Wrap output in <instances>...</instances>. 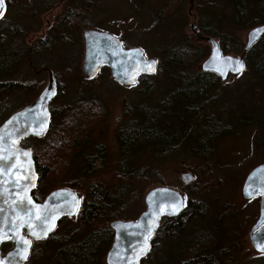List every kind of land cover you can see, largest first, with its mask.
<instances>
[{
  "label": "trees",
  "instance_id": "1",
  "mask_svg": "<svg viewBox=\"0 0 264 264\" xmlns=\"http://www.w3.org/2000/svg\"><path fill=\"white\" fill-rule=\"evenodd\" d=\"M45 1L48 9L59 6L61 10L43 46L39 44L35 49L47 55L48 47H56L59 38L61 46L75 38L72 35L75 29H66L78 28L81 32L92 28L87 8L80 7L76 1ZM169 1L181 4L174 5H179L174 11L166 9V15L175 13L179 17L181 14L175 11L179 9L181 12L189 3V0ZM219 1L221 8L216 0H207L203 11L202 2L196 0L195 12L200 15L198 35L185 34V31L168 35L165 31V35L155 42L158 71L153 76L144 75L140 79L139 83L144 88L138 92L139 103L125 106L124 123L116 134L118 156L111 162L107 163L100 157V169L92 170L95 159L84 153L90 135L103 119V107L98 102L93 105L77 104L78 107L67 110L62 119L56 116L52 131L49 130L44 137L30 138L21 143L34 152L40 184H44L52 174L61 178L71 173L67 177L70 182L59 187L84 193L81 208L74 219L78 229L62 238L56 237V231L47 240L34 241L31 260L35 258L38 264H105L104 259L114 240L110 225L117 221L134 220L142 209L145 186L174 187L162 178L166 171L163 164H167L170 152L187 146L188 150L208 160L209 147L216 140L226 134H234L240 126L246 125L241 123L246 120L245 115L238 114L235 106L234 84L221 87L222 83L215 74L196 70L208 57L206 43H199L197 39L206 36L217 40L225 55L246 59L245 74L264 80V37L244 55L245 46L230 35L228 26L233 24L235 30H241L264 25V0ZM230 11L231 15H228ZM160 17L163 18L162 15ZM183 20L186 22L185 17ZM0 36H3L0 39V95L22 91L32 93V88L19 82L2 81L21 67L23 54L31 50L29 40H26L28 33L19 23L13 22L8 23ZM97 106L102 111L89 127L88 121L95 118L94 109ZM79 107L73 116L70 111ZM12 114L7 106H2L0 126ZM176 120L181 128L169 135L166 131L171 128V121L177 124ZM63 121L64 129L60 132L58 126ZM192 172L195 181L188 194H207L210 175L202 169ZM99 174L107 175L111 182L94 180L93 177ZM201 180L205 182L200 183ZM176 187L183 193L189 189L180 182ZM191 216L192 213L185 209L169 228V218L163 217L151 239L152 250L141 264H218L211 256L214 251L209 234L201 233L195 225L189 226L188 234L184 233ZM48 244L59 247L45 253L41 246ZM40 258L46 260L41 262Z\"/></svg>",
  "mask_w": 264,
  "mask_h": 264
},
{
  "label": "rangeland",
  "instance_id": "2",
  "mask_svg": "<svg viewBox=\"0 0 264 264\" xmlns=\"http://www.w3.org/2000/svg\"><path fill=\"white\" fill-rule=\"evenodd\" d=\"M5 7L3 17L0 18V33L5 30L8 23H19V25L28 33L27 41H32L33 36L41 35L42 30L48 34L55 26V21L60 13L61 8L49 7L45 0H3ZM80 7H86L90 18V25L96 31L108 33L119 39H123L127 47L141 48L148 58H155L157 43L161 36L177 32L180 34L185 31V34H190L189 18L190 4L186 3L184 9L175 13L167 14L165 10L174 11L181 4L179 1L169 0H72ZM66 7V6H65ZM197 13V12H195ZM198 14V13H197ZM162 15L163 18L160 16ZM183 17V18H182ZM184 17L186 22H184ZM180 25V26H176ZM193 25V24H192ZM72 33L75 38H72L71 45L64 43L61 46L60 38L56 47H48L46 58L36 61L37 69L43 67H50L57 74L64 90L61 95L69 103L85 102L89 104L101 103L103 107V119L93 131L94 135L89 138L88 145H94V151L102 145H108L113 149L114 133L116 129L121 127L124 123L123 111L125 106H134L139 103L138 92L144 88L142 83L136 86H124L115 82L108 70L101 71L95 84L86 83L82 72V64L84 57V41L82 33L78 28H71L66 30H74ZM251 29L237 30L235 40L246 45L247 35ZM7 30L4 32L6 33ZM40 34V35H39ZM3 36H0V39ZM10 39L8 38L9 42ZM29 43V41H28ZM210 48H208V55ZM232 55V54H230ZM202 64V63H201ZM200 64V65H201ZM27 66V64H26ZM200 66H197L199 71ZM46 81L44 85L37 82L33 77L32 70L25 66L19 68L13 75L7 77V81L19 82L32 88V93L39 88H43L48 83V74H45ZM3 81V78H2ZM4 82V81H3ZM8 82V83H9ZM225 83V84H224ZM234 84L236 96L234 99L238 114L248 115V121L251 125L240 126L239 130L234 133V136L226 134L223 138L218 140L214 145L216 148V156L213 159V164L208 169H202L207 175H210V187L207 194H203L204 199L210 204L211 214L220 216L226 214L241 226L243 235L242 252L236 259V264H264V256H259L250 244L249 233L258 219L259 201H246L242 196V188L246 178L250 172L258 165L264 164V80L245 74L238 78H231L228 82H222L221 87H226L228 84ZM46 87V86H45ZM44 90V89H43ZM25 91L10 94L0 95V109L2 106H7L11 111L16 112L22 107L29 106L33 94ZM67 112V111H66ZM57 116V117H56ZM56 118H61V115H56ZM54 117V123H55ZM121 118V119H120ZM119 120V121H118ZM53 123V127H54ZM52 131V127L50 129ZM119 130V129H118ZM118 131H116L117 134ZM117 141V138H116ZM93 149L87 147L85 154L93 156ZM99 149L98 155H100ZM177 162H185L186 166H192V160L189 154H183L176 157ZM183 163V165L185 164ZM211 163V162H210ZM199 164V162H198ZM100 164L96 165L95 170H99ZM165 173L163 180L166 184H179L180 175L185 171L181 170L175 165L169 168L163 164ZM168 168V169H167ZM168 170V171H167ZM186 172V171H185ZM71 173L65 174L63 177L56 178L52 174L47 178L43 184L45 188H55L62 184L69 183L67 178ZM107 175L99 174L93 177L94 180L104 179L111 182ZM205 180H201L203 183ZM154 186H145L142 197V209L134 218L136 219L145 210V196L148 191ZM83 193V192H82ZM84 195V193H83ZM82 195V196H83ZM229 205V206H228ZM77 224L74 219L71 221H64L59 230L56 232V237L62 238L65 234H70L75 231ZM45 253L52 252L58 249V245L41 246ZM34 260V261H33ZM46 258H40L44 262ZM106 264V257L104 259ZM29 264H38L36 259H32Z\"/></svg>",
  "mask_w": 264,
  "mask_h": 264
},
{
  "label": "water",
  "instance_id": "3",
  "mask_svg": "<svg viewBox=\"0 0 264 264\" xmlns=\"http://www.w3.org/2000/svg\"><path fill=\"white\" fill-rule=\"evenodd\" d=\"M3 11L4 2L0 6V12ZM190 29L196 32L194 24ZM263 36L264 26L251 30L244 55ZM204 40L210 45L211 51L201 65L203 72L215 74L222 82H226L230 76L238 77L246 72L244 57L224 55L216 40ZM83 41V73L88 79L96 78L100 69L107 67L116 82L133 86L143 75L153 76L157 72L158 63L155 59H147L139 48L126 49L118 38L108 33L86 30ZM153 61L156 62L155 71H150L147 65ZM237 61L243 64L242 71L234 70L239 67ZM56 94L57 83L50 73L49 82L40 96L0 126V243L10 240L14 244V248L0 259V264H25L30 257L33 240L49 238L63 219L74 218L80 208V198L67 189L52 192L42 203L32 198L39 177L33 151L21 146L23 141L33 137L41 138L49 130L51 118L48 105ZM182 181L190 184L194 176L184 173ZM259 197L260 215L250 234V241L254 250L264 255V165L255 168L243 186L245 200ZM21 201L25 203L22 205ZM183 208V196L178 191L168 187L150 189L145 196V210L136 220L111 224L114 242L106 258L107 264H141L152 250L151 238L160 219L177 216Z\"/></svg>",
  "mask_w": 264,
  "mask_h": 264
},
{
  "label": "flooded vegetation",
  "instance_id": "4",
  "mask_svg": "<svg viewBox=\"0 0 264 264\" xmlns=\"http://www.w3.org/2000/svg\"><path fill=\"white\" fill-rule=\"evenodd\" d=\"M200 1L203 4L201 8L204 11L206 9L204 7L206 6V4H208V2H207V0H200ZM216 3H217V6H220V8L222 7V4L220 3L219 0H216ZM189 4H190L189 18L191 19V22H190L189 25L191 26L192 24H194L196 26V32L195 33L192 32V30L190 29V26H189V29H190L192 34L198 35L199 32H198L197 23L199 21V16L200 15L195 13L196 0H189ZM228 15H231V11H230V13ZM228 26H230V30H229L230 35L233 38H235V34H236L237 30H235V28L233 27V24L232 25H228ZM256 27H259V26H256ZM46 38H47V36L44 33V31L42 30L41 35L39 36V38L36 35V36H33V38H31L32 41L29 40V45L31 46V48H30L31 50L29 52H26L25 54H23L24 55L23 56V63H22L20 68H22V66H25L27 68V70L28 69L32 70L33 77H35V79L37 81L35 83L41 84L42 86L44 85V83L46 81L45 74H48V82H49V79H50V73L54 76V78L56 80V83H57L58 91H57V94L54 97V99L48 105V107L50 108L51 116H52V120H53L56 115H61V114L65 113L67 110H73V107H78L77 104H83L85 102H82V101L76 102L75 101L73 103H69L70 101H67L65 98H62V96H61V95L64 94L63 86H62L61 82L59 81V78H58L57 74L53 71V69H51L49 66L48 67H43L40 70L37 69L36 61L40 60V59H43V58H46V57H45V55H44V53L42 51H40L39 49H35V47L38 48L39 44L43 46L44 40ZM82 38H83V33H82ZM204 38H209V37L201 36V37H198L197 40L199 41V43H206L207 47L210 48V51H211L210 45L204 40ZM72 43H73V41L71 39H69V45H71ZM218 44H219V42H218ZM84 47H85V43H84ZM84 55H85V50H84ZM209 55H210V52H209ZM209 55H208V57H209ZM237 57H239V56H237ZM83 59H84V57H83ZM244 61L246 63V59L245 58H244ZM26 64H27V66H26ZM82 68H83V66H82ZM200 69L201 68H199V71H200ZM82 72H83V69H82ZM238 77H240V76H238ZM238 77L230 76L228 78V80H230L231 78H238ZM6 79H7V77H5L3 79V81L5 82ZM84 79H85V82L88 83V84L89 83L95 84V81H96L97 78L93 79V80H89L87 78H84ZM228 80L226 82H228ZM220 81H221V79H220ZM221 83H222V81H221ZM45 86H47V85H45ZM45 86L43 88L42 87L39 88V90L33 91V93H32L33 94V99L30 100L31 102L29 104H31L40 95V93L43 91ZM80 108L81 107H79L78 109H75L74 111H70V112L73 113V116H74L75 113ZM101 111H102V108L100 106H97L96 109H94L95 118H93L92 120L88 121L89 127L92 125V123L94 121H96L98 119L99 113ZM244 117L246 118V120H244L241 123H245L246 126L249 127L251 125V122L248 121V115H245ZM64 123L65 122L63 121L58 126V129L60 130V132H61V130L64 129ZM178 128H181L178 125V121H177V124L171 121V128H169V130L166 131V132H168L169 135L170 134H174L178 130ZM118 129H119V127L116 129V131H118ZM116 131L114 133V142H111V143L114 144V148L113 149L109 148L108 145H102L100 148L96 149L97 152H95L94 151L95 146L94 145H90L91 144V141H90V143H89V145L87 147L93 149V151H94L93 152V156H89V155H86V154L85 155L88 156L89 158L95 159L94 167H93L92 170H95L96 165L101 164V162L99 161L100 157L102 159H104L107 163H109L114 158H116L118 156L119 145H118V142L116 141ZM93 135H94V133L91 135V139H92ZM229 136L232 137V136H234V134L231 133V134H229ZM220 139L221 138H219L218 140L220 141ZM218 140H216L214 142V145L216 144V142ZM214 145L212 147H209V151H208L209 159L208 160L205 157L204 158L200 157L197 154L191 152V150L187 149V146H185V148H176L174 151L170 152L168 157H167V164L166 165L169 166V168H173L175 165H177V166H180L179 168L181 170H185L186 171V172L184 171L180 175L179 182L184 187L189 188V189L187 190V193H183V192H180V190L176 186L168 187V188L174 189V190L178 191L180 194H182V196H183V204H184L183 211L185 209H188V213L189 212L192 213V216H191L190 220L188 219L187 222H186V225H185V228H184V233L188 234L189 226L190 225H195V228L199 229V231H201V233H206V234L210 235V237H211L210 238L211 249L214 251V252L211 253V256L214 257V259L217 261L218 264H236L235 263L236 259H237L238 255L242 252V247H243V244H244V241H243V238H242L244 234L242 235L241 226L239 224H237L235 219L234 220L232 218L230 219L228 214H226L228 209H227V211L224 214L222 213L220 216H215L214 214H211L210 204L206 202V200L204 199L203 195H192V194L189 195L188 194V191L191 188L190 186L195 181V174L192 171L193 170H197V169L198 170L199 169H208V167L212 166L213 159L216 156V148H215ZM86 148H85V150H86ZM99 149H101V152H102L100 155H98ZM85 150H84V152H85ZM183 154H189L190 155L191 160H192V166L191 165L186 166L185 162H177L176 161L177 160L176 157L177 156H181ZM198 162H199V164H198ZM183 163H185V164L183 165ZM258 166H256V167H258ZM184 173H191L194 176V181H192L190 184H185L182 181V175ZM42 185L43 184L38 183L37 189L33 192L34 199L37 202H40V203L44 202L45 199L52 192H54L56 190L67 189V190H72L73 191V189H71L69 187H59L58 186V187H55V188H45V186L44 185L42 186ZM157 187H161V186H156L154 188H157ZM164 187H166V186H164ZM154 188H152V189H154ZM242 193H243V188H242ZM78 195H79V197L82 200V196L81 195H83V193L82 192H78ZM257 200L259 201L258 203H259V214H260V202H261V198L260 197L259 198H255L253 200H245V202L246 201H257ZM259 214H258V219H259ZM179 215H177V216H169L168 217L169 218L168 228L171 227V225L175 222V220L177 219V217ZM161 219H160V221H161ZM258 219L254 223V225L257 223ZM254 225L252 226V228L250 230L249 239H250V234L252 233V229H253ZM250 244H251V242H250ZM13 248H14V244L11 241L3 242L2 244H0V258H4L5 255L8 252H10ZM216 250H217V252H216ZM259 256L263 257L264 255H259ZM30 261H31V258H29L26 261L25 264H29Z\"/></svg>",
  "mask_w": 264,
  "mask_h": 264
},
{
  "label": "bare ground",
  "instance_id": "5",
  "mask_svg": "<svg viewBox=\"0 0 264 264\" xmlns=\"http://www.w3.org/2000/svg\"><path fill=\"white\" fill-rule=\"evenodd\" d=\"M86 30H94V29H86ZM86 30H84V31H86ZM94 31H96V30H94ZM83 33H84V32H83ZM122 43H123V45H124V47H125L126 49L139 48V47H127V46L124 44V42H122ZM246 43H247V42H246ZM245 48H246V45H245ZM139 49H141V48H139ZM141 50H142V49H141ZM142 51H143V50H142ZM143 52H144V51H143ZM144 55H145V57H146L147 59H155V60L157 61L158 65H159V62H158V60H157L156 58H148V57L146 56L145 52H144ZM228 55H230V54H228ZM203 62H204V61H203ZM203 62H202V64H203ZM202 64H201V65H202ZM201 65H200V68H201ZM157 71H158V67H157ZM200 71H202V69H200ZM202 72H203V71H202ZM156 73H157V72H156ZM204 73H205V72H204ZM143 76H144V75H143ZM143 76H142V77H143ZM53 77H54V76H53ZM142 77H141V78H142ZM141 78H140V79H141ZM140 79H139V82H140ZM139 82H138V83H139ZM138 83H137L136 85H138ZM136 85H133V86H136ZM124 86H125V85H124ZM130 87H131V86H130ZM57 91H58V89H57ZM41 93H42V92H41ZM41 93H40V94H41ZM39 96H40V95H39ZM39 96H38V97H39ZM26 107H28V106H25L24 108H26ZM48 108H49V107H48ZM18 111H20V110H18ZM18 111H16V112H18ZM49 111H50V108H49ZM16 112H14L13 114H15ZM13 114H12V115H13ZM12 115H10L8 118H10ZM8 118H7V119H8ZM50 118H51V119H50V128H49V130L51 129L52 124H53V120H52V116H51V111H50ZM7 119H6V120H7ZM6 120H5V121H6ZM5 121H4V122H5ZM4 122H3V123H4ZM3 123H2V124H3ZM49 130L45 133V135L49 132ZM45 135H44V136H45ZM44 136H43V137H44ZM33 138H35V137H33ZM41 138H42V137H41ZM29 139H30V138H29ZM176 139H177V138H176ZM170 144H171V143H170ZM167 147H168V146H167ZM25 149H29V148H25ZM30 150H32V149H30ZM32 151H33V150H32ZM33 159H34V152H33ZM34 162H35V160H34ZM35 165H36V163H35ZM36 172H37V168H36ZM37 174H38V172H37ZM38 177H39V182H40V176H39V174H38ZM73 192H74L76 195L78 194V192H76V191H74V190H73ZM32 198L34 199L33 194H32ZM34 200H35V199H34ZM35 201H36V200H35ZM36 202H37V201H36ZM159 222H160V221H159ZM52 234H54V232H52V233L50 234V236H51ZM24 235H26V232H25V231H24ZM2 243H3V242H1L0 244H2ZM33 244H34V241H33ZM0 259H3V258H0ZM28 259H29V258H28ZM28 259H27V260H28ZM27 260H26V261H27ZM26 261H25V263H26Z\"/></svg>",
  "mask_w": 264,
  "mask_h": 264
},
{
  "label": "snow or ice",
  "instance_id": "6",
  "mask_svg": "<svg viewBox=\"0 0 264 264\" xmlns=\"http://www.w3.org/2000/svg\"><path fill=\"white\" fill-rule=\"evenodd\" d=\"M2 4H3V0H0V6H2ZM3 17V12H0V18H2ZM155 61H153V62H151L150 64H148L147 65V67H148V70H150V71H155V67H154V65H155ZM238 65H239V67H237L236 69H234L235 71H242V69H243V64L241 63V62H239V61H237L236 62ZM52 94H55L54 92L52 93ZM37 134H39V133H37ZM24 155L25 156H27L28 155V153H24ZM0 159H2V157H0ZM27 179V178H26ZM28 202H30V201H28ZM25 202L24 201H21V204L23 205ZM53 227H54V225H53ZM51 230V228H49L48 229V231H50ZM33 235H37L36 233H33ZM44 235L46 236L47 235V232H45L44 233ZM37 238H40L38 235H37ZM25 243H29L28 241H25Z\"/></svg>",
  "mask_w": 264,
  "mask_h": 264
}]
</instances>
